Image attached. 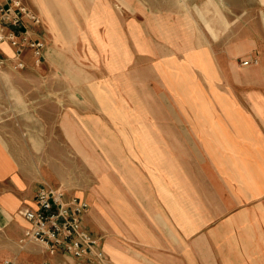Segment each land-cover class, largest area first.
Here are the masks:
<instances>
[{"label": "crops", "instance_id": "0c3cea01", "mask_svg": "<svg viewBox=\"0 0 264 264\" xmlns=\"http://www.w3.org/2000/svg\"><path fill=\"white\" fill-rule=\"evenodd\" d=\"M52 1L100 109L64 135L94 169L77 194L106 264H264V0ZM4 108L0 91V239L17 244L44 185L24 175ZM25 242L5 259L47 261Z\"/></svg>", "mask_w": 264, "mask_h": 264}, {"label": "rangeland", "instance_id": "374dc122", "mask_svg": "<svg viewBox=\"0 0 264 264\" xmlns=\"http://www.w3.org/2000/svg\"><path fill=\"white\" fill-rule=\"evenodd\" d=\"M44 1L45 13L39 15L35 12L41 22L35 24L28 19L25 21L30 38L44 44L42 55L35 54L33 48L27 46L21 53L23 67H17L20 58L14 47L10 55L2 56L4 64L0 69L3 70L0 75V91L4 97L5 108L1 116L6 118V129L10 133L16 154L22 161L24 175L36 187L63 186L68 193L70 191L73 193L71 195L77 196L79 189L88 187L93 182L94 169L82 166L83 153L75 151L73 145L72 149H65V144H69L67 136L64 135L65 128L70 123L72 132L79 133L81 121L76 118L77 112L93 113L100 109L95 102L94 88L86 89L84 86L86 83H93V75L87 76L85 65L79 61L80 57L77 56L74 62L69 56L63 55V48L68 47L69 41L64 44L61 17L58 16L54 21L50 17L59 11L52 0ZM52 31L58 33L55 41L48 38ZM69 110L74 114L72 112L70 120H65ZM22 244L26 242L4 243L0 239V263L5 258L17 256ZM37 244L39 243H31L30 246L39 247ZM61 255V252L50 254L46 250L34 252V257H46L48 264H91L75 257H67L56 263ZM18 261L24 263L26 260L21 256Z\"/></svg>", "mask_w": 264, "mask_h": 264}, {"label": "built area", "instance_id": "2783aa9c", "mask_svg": "<svg viewBox=\"0 0 264 264\" xmlns=\"http://www.w3.org/2000/svg\"><path fill=\"white\" fill-rule=\"evenodd\" d=\"M35 24L41 18L30 10L22 0H7L0 5V69L3 67L2 44L16 49L20 58L17 67H23L21 53L29 46L41 56L44 44L32 40L25 28V21ZM243 60L242 63H248ZM37 207H26L19 214L27 221L21 242L33 241L46 247L50 254L63 252L77 259L94 264H106L107 254L100 239L89 231L83 223V215L89 204L83 198L70 195L63 186H40L36 192ZM1 264H24L14 259H4ZM42 264H48L43 262Z\"/></svg>", "mask_w": 264, "mask_h": 264}, {"label": "bare ground", "instance_id": "6f19581e", "mask_svg": "<svg viewBox=\"0 0 264 264\" xmlns=\"http://www.w3.org/2000/svg\"><path fill=\"white\" fill-rule=\"evenodd\" d=\"M164 92V91H163ZM165 96H167V95H165ZM184 126V125H183ZM184 128H185V126H184ZM201 157V156H200ZM162 224V223H161ZM164 227H166V226H164ZM174 233V232H173ZM173 238V237H172ZM177 240V239H176ZM178 241V240H177ZM177 243V242H176Z\"/></svg>", "mask_w": 264, "mask_h": 264}]
</instances>
